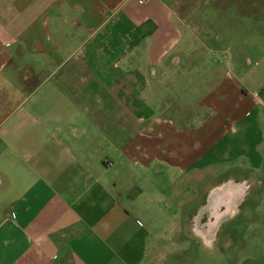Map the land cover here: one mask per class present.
<instances>
[{"label":"crops","instance_id":"crops-1","mask_svg":"<svg viewBox=\"0 0 264 264\" xmlns=\"http://www.w3.org/2000/svg\"><path fill=\"white\" fill-rule=\"evenodd\" d=\"M169 5L0 0V264L186 263L163 253L165 167L205 185L180 202L191 247L264 264V60L217 67L205 114L166 113L185 66ZM222 192L229 208L204 231L197 214Z\"/></svg>","mask_w":264,"mask_h":264},{"label":"rangeland","instance_id":"rangeland-1","mask_svg":"<svg viewBox=\"0 0 264 264\" xmlns=\"http://www.w3.org/2000/svg\"><path fill=\"white\" fill-rule=\"evenodd\" d=\"M167 2L170 4L169 9L175 19V25L182 32L181 53L178 56H181V64L185 66L177 71L179 74L177 84L173 88H165L164 94L162 93L164 103L160 104L166 107V113L169 114L183 111L194 117L203 115L206 110L203 104L198 103L216 75L217 67L229 63L232 69L238 70L237 66H241L243 70L246 67L251 68L255 62L263 64L264 54L261 53V49L264 47V0H167ZM102 55H105L103 59L107 63L112 64L116 60L112 55ZM167 62H171V57ZM186 120L179 118L178 122L187 123ZM214 169V176L220 175V167L216 166ZM154 174L156 180L164 185L160 205L164 217L168 218L160 225L162 229L165 228L163 234L166 244L163 253L171 254L175 250L179 259L186 262L161 264H211L207 262L206 254L200 252L199 247L190 246L189 242L193 239L191 231L181 228L184 208L180 207V202L188 201L189 198L194 199L191 195L203 197L204 183L190 181L183 174L177 177L176 173L175 177L166 167ZM174 178H177L175 184L181 187V192L186 190L187 197L173 194ZM135 216L145 222L142 216ZM170 218L180 225L172 234L176 241L169 240ZM261 218L264 222V214H261ZM196 259L198 262L194 261Z\"/></svg>","mask_w":264,"mask_h":264},{"label":"flooded vegetation","instance_id":"flooded-vegetation-1","mask_svg":"<svg viewBox=\"0 0 264 264\" xmlns=\"http://www.w3.org/2000/svg\"><path fill=\"white\" fill-rule=\"evenodd\" d=\"M221 196L222 197H218L216 200L207 198L203 201V205L201 206L202 208L197 214L198 226H200L201 229L204 230L210 226V221L214 219L217 212L224 211L229 208L230 198L225 197L227 196L226 192H222ZM216 202H218L217 204L221 206L219 209L215 205Z\"/></svg>","mask_w":264,"mask_h":264}]
</instances>
